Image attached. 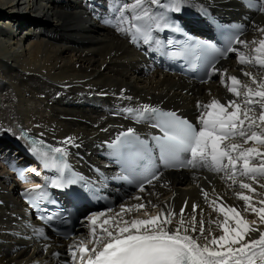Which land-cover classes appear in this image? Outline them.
<instances>
[{
  "label": "bare ground",
  "instance_id": "bare-ground-1",
  "mask_svg": "<svg viewBox=\"0 0 264 264\" xmlns=\"http://www.w3.org/2000/svg\"><path fill=\"white\" fill-rule=\"evenodd\" d=\"M252 1L254 9L241 0H182L184 19L198 36L209 31L205 17L198 14L200 8L212 18L238 23L243 28L238 41L245 43H238L234 53L218 64L217 74L207 81L195 82L161 71L134 50L129 36L117 30V24L128 28L134 13L129 9L122 14L120 10L135 4V0H0V161L19 156L15 146L20 142L19 127L53 147L66 148L67 157L76 169L89 173L90 166L102 165V157L106 155L104 145L116 132L133 128L146 137L155 133L149 122H137L134 113L125 116L121 111L135 110L144 104L175 111L198 125V101L206 104L215 98L227 104L237 99L227 91L231 83L228 76H236L245 83H250L249 77L243 75L245 71L264 77L259 65L239 62L240 54L246 59L259 55L255 48L264 39V32L260 31L264 29V11L260 10L264 8V0ZM154 6L158 5L145 0L135 14ZM110 8L127 19L113 22L108 14ZM24 11L35 19L30 20ZM15 13L24 16H18L14 22ZM94 24L97 27H92ZM68 138L73 143H62ZM246 146H253L252 142ZM33 178L27 175L28 181ZM240 179L233 184L223 172L206 167L165 172L158 181L146 185L145 192L135 191L115 200L109 208L111 212L104 208L78 215L72 235L64 239L50 235L45 229L41 234L38 223L20 202L11 175L0 164V264H80L79 243L88 248L93 246L89 243L93 239L92 225L87 218L105 213L96 225L99 235L103 219L119 213L121 205L140 202L134 199L137 195L142 197L150 215L166 206L174 211L176 216L170 225L173 230L181 208H185L186 222L191 220L193 204L199 205L197 221L203 209L206 229L209 219L223 221V215L209 206L212 201L217 207L237 208L251 227L264 230L259 217L250 210L245 212V202L237 196V193L248 195L253 206H264L260 204L264 200V188L260 187L264 179L259 183L244 180L252 183L255 192L241 189ZM204 192L208 193L207 200ZM148 201L159 207L148 205ZM132 215L142 218L144 212ZM211 227L213 235L222 234L215 224ZM251 235L258 238L259 232ZM200 242L203 244V239ZM72 251H76L75 258Z\"/></svg>",
  "mask_w": 264,
  "mask_h": 264
},
{
  "label": "snow or ice",
  "instance_id": "snow-or-ice-1",
  "mask_svg": "<svg viewBox=\"0 0 264 264\" xmlns=\"http://www.w3.org/2000/svg\"><path fill=\"white\" fill-rule=\"evenodd\" d=\"M149 2L178 12L182 0H170L169 4H161V0ZM144 3L145 0H135V4L125 5L120 11L123 14L125 10L131 9L134 13L132 21H148V26L142 27L132 23L130 28L125 29L117 24V30L130 34L134 41L142 38L146 44H159L160 41L152 35V26L155 25L156 30L162 31L171 28L172 24L163 12L154 14L149 8H143L140 15L135 14V10L142 8ZM260 10L264 11V8ZM126 19L121 15L122 22ZM260 31L264 32V29ZM209 50H214L212 44L195 42L186 49L191 54L199 53L202 56ZM226 51L232 52L234 49L229 47ZM255 52L259 55L248 59L240 54L239 62H254L264 70V39L259 40V47L255 48ZM219 54L223 56L225 53ZM219 71L215 64H212L208 74L214 75ZM221 75L223 76L222 73ZM243 75L249 77L250 83L242 82L236 76L227 77L231 82L227 91L237 99L230 100L227 104L215 98L206 104L197 102L200 109L197 118L199 127L176 112L164 111L148 104L135 110L126 109L136 115L137 122H149L159 134L151 135L149 141L137 135L133 128H128L110 142L109 147L113 150V155L128 161L132 168L129 175L116 179L136 184L138 192L141 193L146 191L145 185L158 181L160 173L152 156L154 145L159 151V160L165 167H206L215 172H223L225 178L233 184L237 183L238 177L241 178L239 187L255 192L252 183L244 180L259 183L264 179V77L254 76L247 71L243 72ZM221 83H225L223 78ZM249 142H252L253 146H246ZM62 143L73 141L68 138ZM31 151L42 160L46 169L56 170L57 177L51 180L52 187L67 190L72 185L81 183L83 178L72 172L66 163V148L45 145L43 140H33ZM260 187L264 188V183L260 184ZM28 191H38L37 199L41 200L48 195L40 185ZM204 196L207 200L208 193L204 192ZM237 196L245 202L244 211L255 213L261 224H264V206H253L252 197L248 195L237 193ZM134 199L140 202L131 206L121 205L119 213L103 219L99 235H96V225L105 213H95L87 218L88 223L92 225L93 239L89 243L93 246L88 248L83 242L79 243L77 250L80 254V264H264V230L251 227L237 208L217 207L216 202L212 201L209 206L213 211L222 214L224 219H209L207 229L203 209L200 210L201 218L197 221L196 210L199 205L191 206L193 215L187 222L185 208H181L173 230L170 225L176 216L174 211L166 206L156 215H150L142 197L137 195ZM29 203L39 209L36 200H30ZM147 204L159 207L151 201ZM260 204L264 205V200H261ZM108 211L111 212L112 209ZM140 211L144 212L142 218L132 215ZM125 216L129 218L125 219ZM54 218L51 214L40 217L46 221H52ZM213 224L222 234H212ZM40 232L42 234V230ZM255 232H259L258 238H252L251 234ZM72 256L75 258L76 251H72Z\"/></svg>",
  "mask_w": 264,
  "mask_h": 264
},
{
  "label": "rangeland",
  "instance_id": "rangeland-1",
  "mask_svg": "<svg viewBox=\"0 0 264 264\" xmlns=\"http://www.w3.org/2000/svg\"><path fill=\"white\" fill-rule=\"evenodd\" d=\"M24 12H28V11H24ZM4 15H5V13H3ZM16 14V16H15V21L14 22H16L17 20H18V16H24V14H22V13H15ZM27 17L28 16H30L31 17V19L30 20H32V19H35V16L34 15H32L30 12H28L27 14H25ZM6 17H7V15H6ZM92 27H97L95 24L94 25H92Z\"/></svg>",
  "mask_w": 264,
  "mask_h": 264
}]
</instances>
